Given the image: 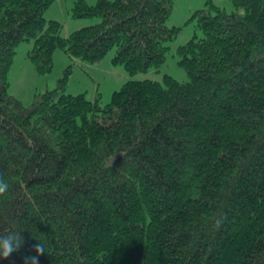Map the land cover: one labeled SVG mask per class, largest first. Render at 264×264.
Returning <instances> with one entry per match:
<instances>
[{"label":"trees","instance_id":"1","mask_svg":"<svg viewBox=\"0 0 264 264\" xmlns=\"http://www.w3.org/2000/svg\"><path fill=\"white\" fill-rule=\"evenodd\" d=\"M53 0H0V264H264V0L194 12L176 49L188 79L128 80L101 103L67 72L25 105L8 92L15 47L39 73L60 48L89 63L115 48L130 74L159 67L179 31L173 0H76L98 22L61 35ZM219 226L217 227V222Z\"/></svg>","mask_w":264,"mask_h":264},{"label":"rangeland","instance_id":"2","mask_svg":"<svg viewBox=\"0 0 264 264\" xmlns=\"http://www.w3.org/2000/svg\"><path fill=\"white\" fill-rule=\"evenodd\" d=\"M76 0H53L44 12L47 20L54 19L61 24V35L68 36L80 27L98 22L99 17H75L73 6ZM94 3L96 0H85ZM222 7L227 11L235 9L232 0H173L171 13L166 21L168 26H177L179 31L169 43L171 48L167 58L159 67H150L145 71L130 74L122 64L113 63L115 48L95 63H89L77 57H70L62 49L53 52V65L49 72L39 73L28 57L33 47V39L21 41L15 47L13 62L8 73V92L28 105L36 90L52 89L58 78L67 72L66 92L71 94L85 93L93 100L100 94L101 103L110 100L113 91L119 89L128 80L152 79L162 81L164 74L173 76L178 81H186L188 76L178 64L176 49L193 35L200 34L196 27L193 14L196 10L206 7Z\"/></svg>","mask_w":264,"mask_h":264},{"label":"clouds","instance_id":"3","mask_svg":"<svg viewBox=\"0 0 264 264\" xmlns=\"http://www.w3.org/2000/svg\"><path fill=\"white\" fill-rule=\"evenodd\" d=\"M9 188L7 182L3 179V176H0V196H3ZM219 221L217 222V227L219 226ZM23 243V237L21 236L20 231L15 229H9L5 232H0V258L6 259L14 251H16ZM37 253L35 257H29L26 260V264H37L38 256L43 254L44 247L42 243H38L34 249Z\"/></svg>","mask_w":264,"mask_h":264}]
</instances>
